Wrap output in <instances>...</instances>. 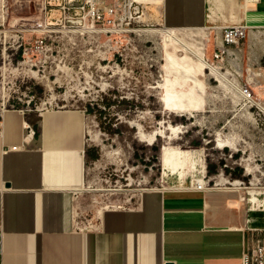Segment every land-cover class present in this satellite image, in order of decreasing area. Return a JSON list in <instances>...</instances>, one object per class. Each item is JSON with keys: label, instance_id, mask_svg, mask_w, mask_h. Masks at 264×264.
I'll use <instances>...</instances> for the list:
<instances>
[{"label": "rangeland", "instance_id": "374dc122", "mask_svg": "<svg viewBox=\"0 0 264 264\" xmlns=\"http://www.w3.org/2000/svg\"><path fill=\"white\" fill-rule=\"evenodd\" d=\"M162 4L0 0V113L13 105L33 128L44 111L82 115L90 156L78 200L89 219L135 204L149 188L186 189L205 170L211 186L239 180L245 202L250 193L264 204V29L250 32L229 57L233 64L219 69L211 64L215 34L168 28ZM244 87L255 103L243 98ZM156 132L178 136L180 178L162 175L165 139L140 141Z\"/></svg>", "mask_w": 264, "mask_h": 264}, {"label": "crops", "instance_id": "0c3cea01", "mask_svg": "<svg viewBox=\"0 0 264 264\" xmlns=\"http://www.w3.org/2000/svg\"><path fill=\"white\" fill-rule=\"evenodd\" d=\"M162 9L173 29H264V0H163ZM0 116V264H241L244 250L264 241V211H250L234 186L149 188L135 204L89 219L78 200L90 156L86 145L79 150L83 118L55 126L46 148L42 117L36 135L14 110Z\"/></svg>", "mask_w": 264, "mask_h": 264}, {"label": "built area", "instance_id": "2783aa9c", "mask_svg": "<svg viewBox=\"0 0 264 264\" xmlns=\"http://www.w3.org/2000/svg\"><path fill=\"white\" fill-rule=\"evenodd\" d=\"M107 15L111 16L109 20H112L113 16L116 13V9L113 7L106 8ZM93 15L96 16L97 18L101 19V14L99 12H96L95 10L93 11ZM251 27L248 25H227L223 27L220 30V33H214L215 37L213 40V57H212V63L215 65L217 63V67L221 69V65H224L226 62L230 64V66L233 64V61L229 58L230 56L236 55L234 51H232V47H236L237 49H240L241 42L248 38L250 32H251ZM241 93L243 95V98L246 101H249L251 103H255V93L254 91L250 90L247 87H244L241 90ZM252 106H255V104H252ZM7 109V108H5ZM9 110H14V106H11V109ZM1 113H4L1 112ZM27 124V129L30 130L31 132L33 131V127L25 121ZM6 151V150H5ZM224 175V173H223ZM229 179V178H228ZM227 179V180H228ZM210 178L207 179V171L205 170L202 177L196 179L195 181L191 182V185L186 188V189H192V190H199V191H206L211 188H213L215 185H217V182L214 184V186L210 185ZM236 181V180H234ZM233 181V182H234ZM239 181V180H238ZM230 182V181H229ZM240 182V181H239ZM231 183V182H230ZM236 187V186H234ZM237 189H242L241 184L238 185ZM249 196L255 197L253 194L249 193ZM258 200V197H256ZM248 203H249V208L250 211H264V204L259 205L257 203L256 207L254 206V203L250 202V197H248ZM258 202V201H257ZM256 230L262 231L263 229L258 228ZM3 228L2 225L0 224V253L3 251ZM241 264H264V241L260 237L256 238L254 243L244 250L242 254V262Z\"/></svg>", "mask_w": 264, "mask_h": 264}, {"label": "bare ground", "instance_id": "6f19581e", "mask_svg": "<svg viewBox=\"0 0 264 264\" xmlns=\"http://www.w3.org/2000/svg\"><path fill=\"white\" fill-rule=\"evenodd\" d=\"M149 1H153V2L160 1L161 3L163 2V0H149ZM175 7H176V5H175ZM176 11L177 10H175V12ZM171 12H173V10ZM172 23H173V21H172ZM166 26L168 28H171L172 26L175 27L176 25L174 26L172 24V25H166ZM167 27L165 29L168 30ZM179 28L186 29L187 30V32H186V35L188 34L187 37H191V36L197 35L195 33V30H189L188 29L189 27L181 26ZM206 67H208V66H206ZM208 68L210 69L211 74L218 81H221V82L223 81V75L221 73H219L218 69H216L215 67H212V66H209ZM9 112H10L9 109H5L4 110V114H7ZM14 114L15 115H18V113H17L16 110H14ZM56 114L57 115H65V119H60V121L54 120L53 115H56ZM40 115L44 119V123H43L42 130H43V135H44V139H45V143H46V148H47V145H50V144L53 143V138L51 137V135L53 134V131H54L53 128L55 126L65 127L69 123H72L74 121H79V120H81L83 118L80 113L75 112V111H58V112L44 111ZM20 123H21V126L23 128L27 127V124L22 119H20ZM170 127H171V129L174 130V132L177 129L175 126H170ZM86 131H87V133H89L88 130H85V132ZM174 132L171 133V134L170 133H167V132H156V133H153L151 135H141L140 141L146 142L147 144L151 145V144H153L155 142L156 136H160L161 138H163V141L165 139V143L161 146V150H160V163L162 165V175L163 176H167V175H170V174H174V175L177 174L178 177L180 178V175L183 176V171H184V155H183V150L181 149V146L175 145V144H177L176 143V141H177L176 139H178V136L174 135L175 134ZM217 146L219 148H223V147H226V146H230L231 149L234 152H236L238 150L237 147L233 143H231L230 145H228V144H225L223 142H219V144ZM84 147H85V143H84V141H82V144H81L80 149H79L81 154L84 151ZM228 183H229V180H228ZM221 184H223V183H222V181L219 180L217 182V185H215V188H218L219 189L221 187ZM230 184L232 186H237L238 187V185L241 184V182H239L238 180H236L234 182H231ZM237 187H235V188H237ZM252 187H255V186H252ZM256 188L257 187H255V189ZM259 189H258V191H259ZM255 191H257V190H255ZM255 191H253L251 193H254ZM258 193H260V192H257V194ZM249 197L251 199L250 202L251 203L253 202L254 203V206L256 207V205L258 203L257 201L259 199L257 200L256 197H251V196H249ZM262 225L263 224H261V226Z\"/></svg>", "mask_w": 264, "mask_h": 264}, {"label": "trees", "instance_id": "16d2710c", "mask_svg": "<svg viewBox=\"0 0 264 264\" xmlns=\"http://www.w3.org/2000/svg\"><path fill=\"white\" fill-rule=\"evenodd\" d=\"M39 119L36 120V122H34V130H35V134L38 135V128H39Z\"/></svg>", "mask_w": 264, "mask_h": 264}, {"label": "water", "instance_id": "95a60500", "mask_svg": "<svg viewBox=\"0 0 264 264\" xmlns=\"http://www.w3.org/2000/svg\"><path fill=\"white\" fill-rule=\"evenodd\" d=\"M7 186H10V185H7ZM167 264H174V263H172V262H168Z\"/></svg>", "mask_w": 264, "mask_h": 264}]
</instances>
